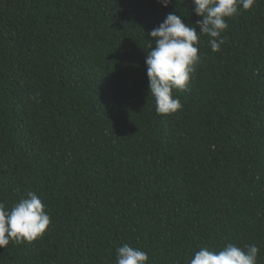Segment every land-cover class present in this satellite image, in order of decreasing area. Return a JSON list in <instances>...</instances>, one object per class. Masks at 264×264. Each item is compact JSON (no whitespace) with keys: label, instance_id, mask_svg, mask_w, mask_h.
<instances>
[{"label":"trees","instance_id":"trees-1","mask_svg":"<svg viewBox=\"0 0 264 264\" xmlns=\"http://www.w3.org/2000/svg\"><path fill=\"white\" fill-rule=\"evenodd\" d=\"M192 0H0V202L36 193L50 216L0 264H189L201 247H259L264 264V0L227 17L224 43L156 112L148 33ZM200 29L197 26V33Z\"/></svg>","mask_w":264,"mask_h":264},{"label":"clouds","instance_id":"clouds-1","mask_svg":"<svg viewBox=\"0 0 264 264\" xmlns=\"http://www.w3.org/2000/svg\"><path fill=\"white\" fill-rule=\"evenodd\" d=\"M167 6L171 0H158ZM255 0H192L194 12L202 17L196 26L185 25L175 13H168L148 35L154 38L145 57L149 94L154 97L156 112L170 114L182 107L179 98L172 96V90H183L200 62L198 55L199 36L210 37L212 51H219L224 43L221 33L228 27L227 17L239 12V6L250 9ZM197 26L200 29L197 33ZM41 198L28 192L9 209L0 202V248L12 242H31L40 237L50 224ZM116 264H146L148 254L125 243L117 248ZM259 247L256 244L244 248L228 243L219 251L201 247L189 260V264H257Z\"/></svg>","mask_w":264,"mask_h":264}]
</instances>
